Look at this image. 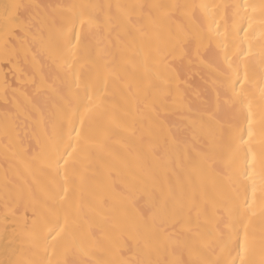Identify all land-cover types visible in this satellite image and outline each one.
I'll return each mask as SVG.
<instances>
[{
  "label": "snow or ice",
  "instance_id": "snow-or-ice-1",
  "mask_svg": "<svg viewBox=\"0 0 264 264\" xmlns=\"http://www.w3.org/2000/svg\"><path fill=\"white\" fill-rule=\"evenodd\" d=\"M19 49L0 264H264V0H0Z\"/></svg>",
  "mask_w": 264,
  "mask_h": 264
},
{
  "label": "bare ground",
  "instance_id": "bare-ground-1",
  "mask_svg": "<svg viewBox=\"0 0 264 264\" xmlns=\"http://www.w3.org/2000/svg\"><path fill=\"white\" fill-rule=\"evenodd\" d=\"M54 2H63V3H71V2H79V0H54ZM94 2H107V0H94ZM206 3H218V4H227L233 3L235 0H203ZM31 56L25 52L23 49H19L16 53H14L9 62H5L2 56V52H0V118H2L3 111L6 107L4 104V82L7 81L9 88V100L12 102L7 107H13V104L17 102H23V96L19 93L16 96L19 98L14 99L12 94V89H18L22 87H27L24 83L29 77L31 72L30 66ZM32 147L37 148L38 146L35 144V141L32 142ZM4 162L2 156H0V179L3 176L4 170ZM11 227V226H9ZM3 225H0V231H2ZM3 241H0V245H2Z\"/></svg>",
  "mask_w": 264,
  "mask_h": 264
}]
</instances>
